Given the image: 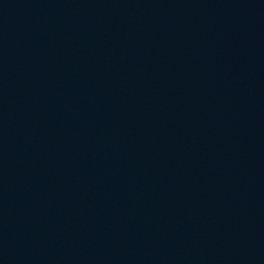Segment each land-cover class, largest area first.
<instances>
[{"label":"water","instance_id":"water-1","mask_svg":"<svg viewBox=\"0 0 264 264\" xmlns=\"http://www.w3.org/2000/svg\"><path fill=\"white\" fill-rule=\"evenodd\" d=\"M0 264H264V0H0Z\"/></svg>","mask_w":264,"mask_h":264}]
</instances>
